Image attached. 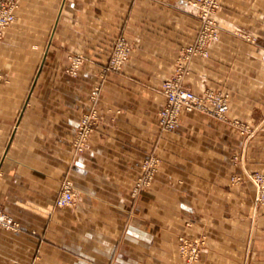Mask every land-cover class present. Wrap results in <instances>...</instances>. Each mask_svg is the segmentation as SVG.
<instances>
[{"label":"crops","instance_id":"obj_1","mask_svg":"<svg viewBox=\"0 0 264 264\" xmlns=\"http://www.w3.org/2000/svg\"><path fill=\"white\" fill-rule=\"evenodd\" d=\"M17 1L0 39V204L21 227L0 232V264H184L182 234L207 238L194 264H264V205L247 178L264 173V0H224L221 39L187 64L194 91L230 94L229 118L184 112L174 131L159 123L161 89L199 30L190 0ZM123 31L131 57L103 79ZM72 54L87 59L76 77ZM94 86L99 120L80 151ZM149 156L154 184L134 197ZM66 180L75 203L59 207Z\"/></svg>","mask_w":264,"mask_h":264},{"label":"built area","instance_id":"obj_2","mask_svg":"<svg viewBox=\"0 0 264 264\" xmlns=\"http://www.w3.org/2000/svg\"><path fill=\"white\" fill-rule=\"evenodd\" d=\"M206 2L203 18L205 23L201 28L196 41L185 47L176 66V71L172 77L165 80L162 85V92L166 97V103L159 113V123L163 130L173 131L180 125L181 116L184 112L203 111L219 119H228L230 105L228 97L224 94L205 90L197 93L185 84L186 62L194 56H208L209 49L213 42L218 39V33L213 28L210 3ZM197 5V4H196ZM15 6L2 3L0 5V37L2 31L15 20ZM132 52V45L124 38L118 40L115 45L114 54L111 60V68L119 69L129 59ZM0 73V79H1ZM99 120V111L96 106H92L88 113L80 121L75 146L83 151L89 141L91 133ZM240 124L239 122H237ZM241 126V125H239ZM159 160L154 156L147 157L141 165V173L133 186V196L149 189L158 171ZM257 184L259 201L264 200V176L257 175L254 178ZM76 193L72 183L68 180L63 182L62 191L57 197L59 207H69L75 203ZM20 222L6 212L0 204V232L2 230L18 231ZM207 248V238L205 236L189 237L180 236L179 250L183 257L184 264H194L202 259ZM26 264H40L38 258Z\"/></svg>","mask_w":264,"mask_h":264},{"label":"rangeland","instance_id":"obj_3","mask_svg":"<svg viewBox=\"0 0 264 264\" xmlns=\"http://www.w3.org/2000/svg\"><path fill=\"white\" fill-rule=\"evenodd\" d=\"M204 1H206V0H190L189 2L192 4V5H194L196 8H197V17H198V19H199V30H198V33H197V36H196V39L198 38V35H199V32H200V30H201V28L203 27V25H204V23H205V19L203 18V16H204V13H205V7H206V2H204ZM223 2H224V0H209V3H210V13H211V19H212V25H213V28H215L216 29V32L218 33V39L215 41V42H213V44H212V46L215 44V43H217L220 39H221V33H222V25H221V13H222V10H223ZM2 3H5V4H7V5H12V6H15V9H14V15H15V20L12 22V23H10L6 28H4L3 29V31H2V35H1V37H0V39L3 37V35H4V33H5V31L7 30V28L10 26V25H12L15 21H16V11H17V9H18V7H19V2L17 1V0H1L0 1V5L2 4ZM197 4V5H196ZM126 39L131 45H132V51H133V44H132V42L129 40V38L127 37V34L123 31V32H121V33H119L117 36H116V38H115V40L113 41V43H112V46H111V49H110V51H109V54H108V58H107V60L104 62V64L102 65V77H103V79H106V77L110 74V73H112V72H119V71H121L123 68H124V66L128 63V60L121 66V68H119V69H112L111 68V60H112V57H113V54H114V50H115V45H116V42L118 41V40H121V39ZM196 39L194 40V42L196 41ZM193 42V43H194ZM193 43H191V44H193ZM190 44V45H191ZM189 46V45H188ZM212 46L210 47V49H209V55H210V50H211V48H212ZM187 47V46H186ZM183 50H184V48H183ZM183 50H182V52H183ZM182 52H181V54H182ZM131 54H132V52H131ZM208 55V56H209ZM181 56V55H180ZM208 56H206V57H208ZM130 57H131V55H130ZM129 57V58H130ZM195 57V56H194ZM193 57V58H194ZM201 57H204V56H201ZM180 58V57H179ZM192 58V59H193ZM69 59H70V65H69V68H68V71H69V73L71 74V75H73V76H78L79 74H80V72L82 71V69H83V67H84V65H85V63H86V57L84 56V55H82V54H72V55H70V57H69ZM191 59V60H192ZM179 60V59H178ZM190 60V61H191ZM190 61H188V62H186L185 64H186V70H187V73H186V75H185V79H186V76H187V74H188V69H187V64L190 62ZM177 63H178V61H177ZM177 66V65H176ZM175 71H176V69H175ZM0 73H1V71H0ZM175 73V72H174ZM1 79H0V83H2L3 82V80H4V77H3V74L1 73ZM174 75V74H173ZM172 75V76H173ZM171 76V77H172ZM164 83V82H163ZM163 83H162V85H163ZM185 84H186V81H185ZM187 85V84H186ZM188 86V85H187ZM189 87V86H188ZM190 88V87H189ZM100 89H101V87L100 86H94V88L92 89V92H91V96H90V99H91V105L92 106H94L96 103H97V99L99 98V94H100ZM192 89V88H191ZM213 90V91H217V92H220V93H222V94H224L225 96H227L228 97V100H229V105H230V101H231V99H230V94L228 93V92H226V91H223V90H221V89H213V88H206L205 90ZM162 90V89H161ZM193 90V89H192ZM205 90H203V91H201V92H197V93H203ZM196 92V91H195ZM163 93V92H162ZM164 95V94H163ZM165 96V95H164ZM165 103H166V101H165ZM165 103H164V105H165ZM163 105V106H164ZM91 106V107H92ZM163 106H162V108H163ZM161 108V109H162ZM161 109H160V111H161ZM89 111V110H88ZM88 111H87V113H88ZM160 111H159V113H160ZM199 111V110H198ZM200 112H203V111H200ZM230 112V111H229ZM229 112H228V118H229ZM87 113H85L84 115H86ZM203 113H206V112H203ZM206 114H208V113H206ZM208 115H210V114H208ZM182 116H183V114H182ZM182 116H181V119H182ZM212 116V115H211ZM158 117H159V115H158ZM212 117H215V116H212ZM83 118V117H82ZM215 118H217V119H219L218 117H215ZM221 120H225V119H221ZM227 120V119H226ZM237 122H239L240 124H238ZM180 123H181V120H180ZM234 123L237 125V126H239V125H241V126H239L240 128H241V131H242V133H245V132H248L249 131V127L247 126V125H244L241 121H239V120H235L234 121ZM96 126V125H95ZM177 129V128H176ZM175 129V130H176ZM166 131V130H165ZM174 131V130H173ZM92 134V133H91ZM257 175H263L264 176V173H260V172H256V173H253V174H250V175H248V180H250L251 182H253V184L255 185V187H256V203L257 204H259V205H264V200H261V201H259V195H258V189H257V184L255 183V181H254V178L257 176ZM233 181H235V182H240V181H242L243 180V178L242 177H239V176H234L233 178ZM137 180V179H136ZM154 181H155V179H154ZM136 182V181H135ZM153 184H154V182H153ZM152 184V185H153ZM152 187V186H151ZM150 187V188H151ZM149 188V189H150ZM148 190V189H147ZM146 191V190H145ZM133 194V193H132ZM142 194V192L139 194V195H141ZM139 195H137V196H134V197H138ZM186 234H182V235H180V236H185ZM180 236H179V238H180ZM186 236H188V235H186ZM189 237H191V236H189ZM195 238V237H194ZM178 246H179V239H178ZM182 256V255H181ZM182 259H183V257H182ZM184 260V259H183ZM183 263H184V261H183ZM196 263V262H195Z\"/></svg>","mask_w":264,"mask_h":264}]
</instances>
